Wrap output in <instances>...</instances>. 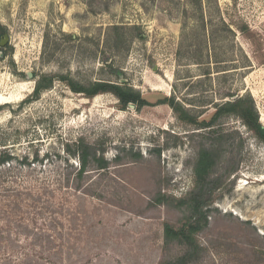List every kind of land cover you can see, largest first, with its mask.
<instances>
[{"label":"rangeland","instance_id":"374dc122","mask_svg":"<svg viewBox=\"0 0 264 264\" xmlns=\"http://www.w3.org/2000/svg\"><path fill=\"white\" fill-rule=\"evenodd\" d=\"M0 25V154L12 156L0 264L177 258L188 247L165 224L189 217L203 148L215 164L190 264H264V141L236 114L213 121L251 95L264 126V0H0ZM44 75L54 81L36 96ZM70 81L125 84L147 103ZM81 141L108 166L80 175Z\"/></svg>","mask_w":264,"mask_h":264},{"label":"trees","instance_id":"16d2710c","mask_svg":"<svg viewBox=\"0 0 264 264\" xmlns=\"http://www.w3.org/2000/svg\"><path fill=\"white\" fill-rule=\"evenodd\" d=\"M4 31L5 28L0 25V38ZM53 81V76H42L35 88V95L38 96L43 89L49 88ZM70 85L74 91L84 92L90 97L99 93L113 92L117 95L120 102L124 106H127L129 103H135L138 106H142L147 103V100L143 98L139 91L125 84L97 81L88 86H84L77 82L70 81ZM164 101L167 103L169 102L176 111L183 109L181 105L175 103L174 98L166 97ZM182 113L185 117H187V119L190 118L185 111ZM231 113L242 118L246 125L255 131L256 135L264 141V126L260 122L259 113L251 95L244 97L238 96L233 100H228L220 104L214 114L213 121ZM73 154H78V158L81 162V169L79 170L80 175H83L89 163L92 161H94L99 168H105L108 166V161L105 157L98 156L97 152H92L90 145L84 143L83 141H81L78 151L73 152ZM11 159L12 156L10 154L1 153L0 166L6 164ZM214 164L212 150L203 148L199 153L195 167L197 174V192H194L191 198L183 201V204H188V207L190 208V215L180 227H175L169 223L165 224L167 241L179 240L181 243L185 244L188 249H186V251L177 258L166 260L161 264H190L199 259L202 247L199 245L196 235L204 226L208 224L207 215L203 209L206 204V201L203 199V190L208 184L207 180H209Z\"/></svg>","mask_w":264,"mask_h":264},{"label":"water","instance_id":"95a60500","mask_svg":"<svg viewBox=\"0 0 264 264\" xmlns=\"http://www.w3.org/2000/svg\"><path fill=\"white\" fill-rule=\"evenodd\" d=\"M9 39H10L9 34H5L4 38L0 41V45L5 46L9 42ZM29 76L33 77V74L29 73Z\"/></svg>","mask_w":264,"mask_h":264},{"label":"bare ground","instance_id":"6f19581e","mask_svg":"<svg viewBox=\"0 0 264 264\" xmlns=\"http://www.w3.org/2000/svg\"><path fill=\"white\" fill-rule=\"evenodd\" d=\"M2 99H6V97L0 94V101H1Z\"/></svg>","mask_w":264,"mask_h":264}]
</instances>
